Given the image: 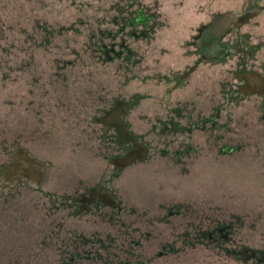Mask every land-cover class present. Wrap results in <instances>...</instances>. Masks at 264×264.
Instances as JSON below:
<instances>
[{"label":"rangeland","instance_id":"obj_1","mask_svg":"<svg viewBox=\"0 0 264 264\" xmlns=\"http://www.w3.org/2000/svg\"><path fill=\"white\" fill-rule=\"evenodd\" d=\"M242 71L264 75V0H0V184L18 148L44 164L0 189V264H81L78 240L93 264H264V95ZM119 99L146 149L125 167L99 120ZM97 187L119 205L83 208Z\"/></svg>","mask_w":264,"mask_h":264},{"label":"flooded vegetation","instance_id":"obj_2","mask_svg":"<svg viewBox=\"0 0 264 264\" xmlns=\"http://www.w3.org/2000/svg\"><path fill=\"white\" fill-rule=\"evenodd\" d=\"M138 13V22H146L147 17L144 15L143 11H139ZM239 21L240 19H237L232 27H237L239 25ZM232 27L224 32V37L230 34V32L233 33V30H235V28ZM207 43L208 42L204 43L203 45L205 46ZM222 45H225L224 42H222ZM237 45L238 44L236 43L235 46ZM202 46L199 51V53L202 54V57H205L207 59L217 57L206 55L202 51ZM241 77L244 80L242 88V93L244 95L250 93H260L264 95V75L262 73L257 71H242ZM129 105L130 104L126 100L119 99L117 100V104L115 106H112L110 109L104 111V114L102 115L103 117L101 116L102 119H100L101 121H103V123L107 124L106 127L116 128L118 133V143H120L122 147L127 149L124 155H117L113 158V162L117 167H125L127 165H131L138 159H144L146 154V149L137 142L136 138L128 131V128L123 121V118L130 107ZM130 142L135 143L134 147H127L128 143ZM43 168L44 164L35 161L30 152L25 149L18 148L14 164L8 166L6 169L9 175V181L1 183L0 189H3V191H5L6 193L13 191L16 187V184L23 180L21 171L28 169L32 170L31 182L39 185L43 181ZM91 201H101L102 203L112 206H116L118 204V201L114 197H112L111 192L104 190L101 187L93 188L88 191L83 199V208L86 207Z\"/></svg>","mask_w":264,"mask_h":264},{"label":"trees","instance_id":"obj_3","mask_svg":"<svg viewBox=\"0 0 264 264\" xmlns=\"http://www.w3.org/2000/svg\"><path fill=\"white\" fill-rule=\"evenodd\" d=\"M207 45H203L202 46V51L208 55V56H217L221 53V50H222V46L219 44V37H217L216 39H207ZM205 42V43H206ZM122 217L121 216H118L116 219L112 220L113 223H116V221L118 219H121ZM41 226L43 228V230L46 232L47 231V228H48V224L46 223H41ZM47 227V228H45ZM123 232V234L125 235V242H122L121 245L123 243H128L129 241V237L132 236V231H130L128 228H120ZM128 238V239H126ZM133 239H135L136 241L138 240L140 243H142L143 241H145L144 238H142L141 236L138 235V233H135L133 235ZM159 244V243H158ZM51 244H47V246H50ZM53 246V245H51ZM66 250L67 251H70L72 256L75 257V259H82L83 262H81V264H93L95 263L96 261H98L96 258L93 259V258H84L82 252H80L79 249H82V250H85L86 247L88 246V244H85L84 242L78 240L76 242H73V243H69V244H66ZM54 247V246H53ZM156 254H153V255H146L144 254L143 256H141V254H135V255H129V256H121V257H116L112 262L113 264H160L159 263V260L161 258H158L157 256H155ZM138 256H140L138 258ZM59 259L58 262L56 263H61V264H67L69 262V260L59 254L58 257ZM55 264V262H54ZM69 264H73V263H70ZM77 264V263H75Z\"/></svg>","mask_w":264,"mask_h":264},{"label":"water","instance_id":"obj_4","mask_svg":"<svg viewBox=\"0 0 264 264\" xmlns=\"http://www.w3.org/2000/svg\"><path fill=\"white\" fill-rule=\"evenodd\" d=\"M232 28H234V27H232ZM103 117V116H102ZM102 117H99V120L100 119H102ZM101 121V120H100ZM101 122H103V121H101ZM105 124V123H104ZM106 126H107V124H105ZM107 128H111V127H107ZM5 173L6 174H8V172L7 171H5ZM23 174H28L29 175V177L32 175V170L31 169H28V170H24L22 173H21V175L23 176ZM8 177H9V175H8Z\"/></svg>","mask_w":264,"mask_h":264}]
</instances>
